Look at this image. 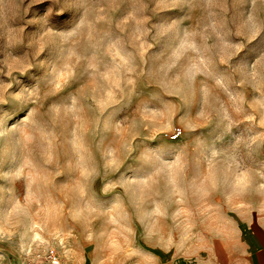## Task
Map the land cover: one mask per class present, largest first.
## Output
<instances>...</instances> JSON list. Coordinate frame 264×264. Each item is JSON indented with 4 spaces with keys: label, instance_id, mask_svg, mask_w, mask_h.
Segmentation results:
<instances>
[{
    "label": "clouds",
    "instance_id": "9594fccd",
    "mask_svg": "<svg viewBox=\"0 0 264 264\" xmlns=\"http://www.w3.org/2000/svg\"><path fill=\"white\" fill-rule=\"evenodd\" d=\"M0 264H264V0H0Z\"/></svg>",
    "mask_w": 264,
    "mask_h": 264
}]
</instances>
